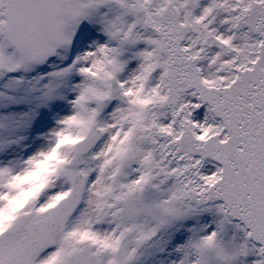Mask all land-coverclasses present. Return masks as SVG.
I'll list each match as a JSON object with an SVG mask.
<instances>
[{
    "label": "snow or ice",
    "instance_id": "1",
    "mask_svg": "<svg viewBox=\"0 0 264 264\" xmlns=\"http://www.w3.org/2000/svg\"><path fill=\"white\" fill-rule=\"evenodd\" d=\"M0 264H264V0H0Z\"/></svg>",
    "mask_w": 264,
    "mask_h": 264
}]
</instances>
